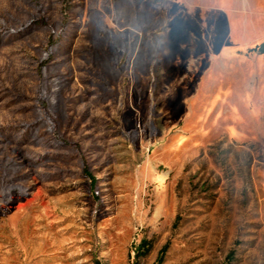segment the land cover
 <instances>
[{
	"label": "rangeland",
	"instance_id": "374dc122",
	"mask_svg": "<svg viewBox=\"0 0 264 264\" xmlns=\"http://www.w3.org/2000/svg\"><path fill=\"white\" fill-rule=\"evenodd\" d=\"M262 42L264 0H0V264H264Z\"/></svg>",
	"mask_w": 264,
	"mask_h": 264
},
{
	"label": "trees",
	"instance_id": "16d2710c",
	"mask_svg": "<svg viewBox=\"0 0 264 264\" xmlns=\"http://www.w3.org/2000/svg\"><path fill=\"white\" fill-rule=\"evenodd\" d=\"M254 50L257 51L260 54H264V42H262L261 44H259L258 46H256L254 48ZM143 244H144V242H143ZM145 248H149V246L146 245Z\"/></svg>",
	"mask_w": 264,
	"mask_h": 264
}]
</instances>
